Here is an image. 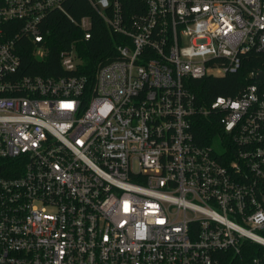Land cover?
Returning <instances> with one entry per match:
<instances>
[{
	"label": "built area",
	"instance_id": "built-area-1",
	"mask_svg": "<svg viewBox=\"0 0 264 264\" xmlns=\"http://www.w3.org/2000/svg\"><path fill=\"white\" fill-rule=\"evenodd\" d=\"M70 1L0 0V264H264V72L209 106L190 90L264 52V0H86L113 59L93 82L23 75L51 14L91 40Z\"/></svg>",
	"mask_w": 264,
	"mask_h": 264
},
{
	"label": "trees",
	"instance_id": "trees-1",
	"mask_svg": "<svg viewBox=\"0 0 264 264\" xmlns=\"http://www.w3.org/2000/svg\"><path fill=\"white\" fill-rule=\"evenodd\" d=\"M68 13L76 19L85 15L92 17L94 28L91 40H83L82 30L69 17L61 12L51 14L44 23V40L38 46L27 42L21 49V72L23 75L59 77L68 74L87 76L92 82L97 70L110 62L116 54L119 37L111 32L95 15L86 0H71ZM45 51L39 58L36 50ZM75 48L82 63L75 72L66 71L61 63V53ZM264 72V52L251 51L242 55V63L236 72L225 76H206L191 81L190 90L196 99L209 106L218 97L236 98L248 85L254 83L252 73ZM221 133L219 118L201 117L195 124L197 144L207 146Z\"/></svg>",
	"mask_w": 264,
	"mask_h": 264
},
{
	"label": "rangeland",
	"instance_id": "rangeland-1",
	"mask_svg": "<svg viewBox=\"0 0 264 264\" xmlns=\"http://www.w3.org/2000/svg\"><path fill=\"white\" fill-rule=\"evenodd\" d=\"M39 56H40V58H42L41 55H39ZM215 73H216V72H215ZM215 147H217V148L219 147V144H218L217 141L215 142Z\"/></svg>",
	"mask_w": 264,
	"mask_h": 264
},
{
	"label": "water",
	"instance_id": "water-1",
	"mask_svg": "<svg viewBox=\"0 0 264 264\" xmlns=\"http://www.w3.org/2000/svg\"><path fill=\"white\" fill-rule=\"evenodd\" d=\"M259 77L260 78H263L264 77V73H261Z\"/></svg>",
	"mask_w": 264,
	"mask_h": 264
}]
</instances>
